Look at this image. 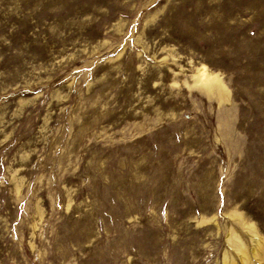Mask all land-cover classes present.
Masks as SVG:
<instances>
[{"label": "rangeland", "instance_id": "obj_1", "mask_svg": "<svg viewBox=\"0 0 264 264\" xmlns=\"http://www.w3.org/2000/svg\"><path fill=\"white\" fill-rule=\"evenodd\" d=\"M223 262L264 264V0H0V264Z\"/></svg>", "mask_w": 264, "mask_h": 264}, {"label": "bare ground", "instance_id": "obj_2", "mask_svg": "<svg viewBox=\"0 0 264 264\" xmlns=\"http://www.w3.org/2000/svg\"><path fill=\"white\" fill-rule=\"evenodd\" d=\"M201 67H202V66H201ZM199 71H200L199 74L201 75V77H203L204 79H206L207 75H206L205 69H204V68H201ZM199 71H198V72H199ZM199 77H200V76H199ZM201 77H200V78H201ZM203 78H202V79H203ZM202 79H201V80H202ZM237 231H238V230H237ZM230 234H231V233H229V235H230ZM236 235H239V233H238V234H235V236H236ZM239 236H241V235H239ZM236 237H237V236H236ZM228 238H229V237H228ZM232 238H233V237H232ZM240 238H241V237H240ZM240 238H239V239H240ZM242 239H243V238H242ZM228 241H229V240H228ZM228 241H227V242H228ZM241 241H244V240H241ZM233 242H234V241H233ZM235 242H236V241H235ZM230 243H231V241H230ZM230 243H229V244H230ZM237 243H240V241L237 242ZM231 244H233V243H231ZM240 244H241V243H240ZM243 244H244V243H243ZM226 245H227V244H226ZM233 247H234V246H233ZM238 247H239V246H238ZM242 247H243V246H242ZM239 248H240V247H239ZM231 249L235 250L234 248H231ZM244 249H245V247H244ZM236 250L239 251L240 249L237 248ZM236 250H235V252H237ZM246 250H247V249H246ZM246 250H245V251H246ZM242 252H243V251H242ZM242 252H241V254H242V256L244 257V253H242ZM239 253H240V252H239ZM245 253H247V251H246ZM237 254H238V253H237ZM246 255H247V254H246ZM230 257H232V256L230 255ZM240 257H241V256H240ZM240 257H239V258H240ZM241 258H242V257H241ZM226 259H228V258H226ZM232 259H233V258H232ZM232 259H231V260H232ZM244 259H245V257H244ZM248 259H249V258H248ZM242 260H243V258H242ZM226 261H227V260H226ZM228 261H229V260H228ZM244 261H245V260H243L242 262H244ZM232 262H233V261H232ZM245 262L247 263V260H246ZM223 263H224V262H223ZM227 263H229V262H227ZM246 263H245V264H246ZM224 264H225V263H224ZM230 264H231V263H230Z\"/></svg>", "mask_w": 264, "mask_h": 264}]
</instances>
